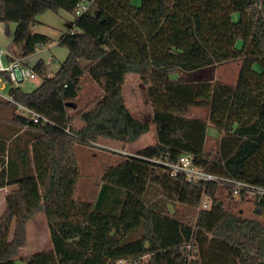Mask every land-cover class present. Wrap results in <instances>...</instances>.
Masks as SVG:
<instances>
[{"label": "trees", "instance_id": "1", "mask_svg": "<svg viewBox=\"0 0 264 264\" xmlns=\"http://www.w3.org/2000/svg\"><path fill=\"white\" fill-rule=\"evenodd\" d=\"M84 1L0 0V22L12 35L9 61L51 41L33 30L40 14L63 9L75 16L74 27L59 38L68 55L58 70L49 75L42 58L34 63L41 78L36 88L14 86L9 72L0 71L15 100L49 119L34 123L0 97L1 106L13 107L0 117V189L14 186L0 216V264H117L122 258L142 264H264V221L230 208L245 196H233L216 182H189L147 159L173 162L190 153L207 172L264 186V0H92L76 15ZM238 59L236 84L195 83L194 97L208 116L190 115L172 75ZM130 72L148 86L149 120L126 104L123 83ZM85 78L99 91L79 106ZM76 118L80 127L73 124ZM209 122L221 133L211 148ZM152 125L156 142L110 166L96 201L76 195L77 144L106 139L124 148ZM153 186L163 199L147 196ZM115 188L124 191L122 198L110 199ZM204 195L211 199L208 208H201ZM166 200L196 209V219L169 213ZM254 211L264 214V200L255 199ZM40 212L46 214L52 248L22 257L28 224Z\"/></svg>", "mask_w": 264, "mask_h": 264}, {"label": "rangeland", "instance_id": "2", "mask_svg": "<svg viewBox=\"0 0 264 264\" xmlns=\"http://www.w3.org/2000/svg\"><path fill=\"white\" fill-rule=\"evenodd\" d=\"M59 13L72 19L73 15L71 12L66 10H59L54 12L47 10L40 14L39 17L43 21L33 26V30L42 32L51 37V41L46 44L42 53L37 51L28 55V63L33 65L39 58L50 66L48 68V74L52 75L53 72L57 71L61 63L66 59L68 55V48L64 45L59 44V38L65 29L68 28L70 23L59 16ZM14 22L9 23L10 32L12 34L15 27ZM72 24V23H71ZM1 27L3 31L1 32ZM12 41V35L5 33V23L0 22V49L7 48ZM3 42V43H1ZM6 64V61L4 59ZM242 61L241 59L226 62L219 66L203 68L200 70L183 72L173 74L172 78L179 81L181 92L187 97L190 108L189 112L192 116H200L206 118L208 116V108L203 102L198 101L194 97V85L198 81H222L229 84H236ZM29 65L25 67L29 68ZM41 78H26L21 83H13L14 86H20L25 91H31L38 86ZM10 84L0 85V94L3 96L9 95ZM99 91L98 86L88 78L84 79L82 90L77 102L79 106H85L91 97ZM123 93L125 96L126 104L130 111L135 115L144 120L151 118V103L148 96V86L145 85L139 78L137 73L130 72L126 76V80L123 83ZM13 107L11 105L1 106L0 105V117L10 115ZM74 111V110H73ZM74 113V112H72ZM73 124L80 127L81 121L74 119ZM207 148L214 147L219 140L221 133L216 129L214 125L209 122ZM21 133H25V130L18 129ZM157 140V135L154 125L151 129L143 134L135 142L125 144L122 148V143L116 140H98L90 144H77L75 147L77 159L80 164V178L76 188V195L84 200L96 201L98 198L99 190L104 182L103 176L106 170L110 166L116 165L119 161L124 158V153L138 155L137 151L148 145L154 144ZM122 154V155H121ZM123 156V157H122ZM14 186H6L4 189H0V216L5 210V197L10 189ZM124 191L122 189L115 188L111 192L110 199L122 198ZM152 201L163 199L160 189L157 187H150L148 195ZM167 201V211L171 214H175L178 218L187 221L196 219L197 210L182 203ZM230 208L241 211L242 214L250 218H258L264 221V214L257 215L255 213V199L253 197H247L245 201H240L237 205H231ZM139 235V231L132 234L130 239L136 238ZM52 248V242L50 237V231L48 227L47 217L44 212L37 214L32 221L28 224V243L21 249L22 257L27 255L47 251ZM19 264H26L25 261L19 260Z\"/></svg>", "mask_w": 264, "mask_h": 264}, {"label": "built area", "instance_id": "3", "mask_svg": "<svg viewBox=\"0 0 264 264\" xmlns=\"http://www.w3.org/2000/svg\"><path fill=\"white\" fill-rule=\"evenodd\" d=\"M91 3L92 0L79 3L76 9V15H81L82 13H84L90 7ZM43 47V45H37L35 51L41 52L43 50ZM9 55L12 54L8 51L7 48L0 49V71H8L10 79L13 82L19 83L21 80H24L27 77H37V74L31 68H27L22 64V58L14 57V60L9 61ZM4 59L6 61V64L4 62ZM6 83H8L7 79L0 75V85L3 86ZM0 96L16 105L18 107V111L24 116L31 119L34 123L49 122V119L47 117L43 116L40 112L36 111L35 109L30 108L25 104H22L19 101L15 100L12 95L9 94L8 96H3L0 94ZM66 131L71 133L69 128H67ZM134 156L139 155L136 154ZM167 156H169V154ZM147 159H150L151 161L156 163L164 164V166L168 167L171 170L172 175L174 176L179 174L185 175L189 182H203L205 184L209 182H216L225 187H228L232 191L233 196L243 195L246 198L253 197L257 200H264V186L246 180H242L234 176H224L207 172L195 164V157L190 153L182 154L176 161L173 162L164 159L162 156H155L154 158ZM210 205L211 199L207 195H204L201 203V208H208L210 207ZM188 258L190 259L191 256H188ZM117 264H142V259L128 260L122 258L118 260Z\"/></svg>", "mask_w": 264, "mask_h": 264}, {"label": "crops", "instance_id": "4", "mask_svg": "<svg viewBox=\"0 0 264 264\" xmlns=\"http://www.w3.org/2000/svg\"><path fill=\"white\" fill-rule=\"evenodd\" d=\"M59 16H61V17H63V18H65L67 21H68V23H70V25L68 26V28H66L65 29V31H67L69 28H70V26H73L74 27V23H75V16L73 15V17H72V19H69L68 17H66V16H64L63 14H61V13H59ZM38 20H39V23H42L43 21L40 19V17L38 16ZM72 23V24H71ZM10 28V27H9ZM15 28H16V24H15V27H14V29H13V32H14V30H15ZM4 29H3V27H1V32L3 31ZM11 30V29H10ZM13 32H12V34H13ZM42 33V32H41ZM12 42V41H11ZM1 43H3V42H1ZM1 45V44H0ZM44 47H43V50H44V48H45V46L46 45H43ZM1 47V46H0ZM1 49H4V48H1ZM43 50L41 51V52H39V53H42L43 52ZM27 59H28V57H24V58H22V64L24 65V66H26V65H29L30 66V64L28 63V61H27ZM43 59V58H42ZM48 63V62H47ZM34 65V64H33ZM33 65H31L29 68H31L32 69V67H33ZM49 69H50V67H49ZM33 70V69H32ZM34 71V70H33ZM35 72V71H34ZM36 73V72H35ZM53 73H55V72H53ZM38 77V76H37ZM36 78V77H35ZM25 80V79H24ZM24 80H21L19 83H21L22 81H24ZM1 97V96H0ZM155 143V142H154ZM2 189V188H1ZM4 189V188H3ZM11 190V189H10ZM9 190V191H10Z\"/></svg>", "mask_w": 264, "mask_h": 264}]
</instances>
